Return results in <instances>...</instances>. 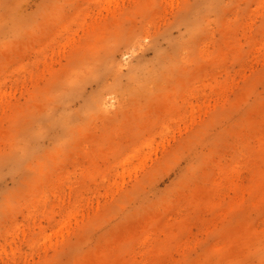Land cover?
Here are the masks:
<instances>
[{
    "label": "rangeland",
    "instance_id": "374dc122",
    "mask_svg": "<svg viewBox=\"0 0 264 264\" xmlns=\"http://www.w3.org/2000/svg\"><path fill=\"white\" fill-rule=\"evenodd\" d=\"M0 264H264V0H0Z\"/></svg>",
    "mask_w": 264,
    "mask_h": 264
}]
</instances>
